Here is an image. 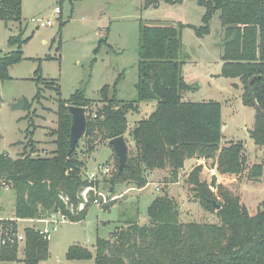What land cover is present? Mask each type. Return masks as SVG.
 <instances>
[{
	"label": "trees",
	"instance_id": "16d2710c",
	"mask_svg": "<svg viewBox=\"0 0 264 264\" xmlns=\"http://www.w3.org/2000/svg\"><path fill=\"white\" fill-rule=\"evenodd\" d=\"M158 2L151 0L150 3ZM198 2L206 9L204 24L197 28L199 35L209 32L213 15L220 11L221 74L240 78L244 104L255 108L253 91L264 109V78L256 79L252 90L249 86L252 76H264V0ZM22 5L23 0H0V20L20 21ZM183 28L181 23H141L138 93L134 100H120L117 84L112 89L106 85L101 90L103 105L93 107V100L83 90L64 99L60 85L51 81L48 86L55 83L59 95L56 149L51 155L37 157L15 158L9 153H0V191L6 187L14 191L16 219L38 218L58 211L66 213L71 221L84 219L95 204L96 182L84 174L86 160L78 151L83 137L76 149L68 152L72 126L69 107L81 105L87 108L89 129L84 136L83 153L90 154L99 144L121 135L127 142L129 139L134 142V149L128 147L127 166L122 172L116 155L118 164L113 185L128 183L144 188L149 183V175L158 169H169L172 175L169 182H177L188 160L202 159L204 162L196 164L188 174L187 183L203 208L217 215L218 222L182 221L181 206L167 187L149 205L147 223L141 224L136 218L126 220L110 238L97 239L95 252L72 245L67 252L71 260L93 258L96 264H264V205L256 214H251L240 195L218 182L216 173H212L210 181L202 178L209 160L214 161L209 169L212 172L216 169L221 174L241 176L246 170L247 157L243 141L222 145L225 123L220 101L185 99L184 94L192 85L182 70ZM29 39L23 38V33L13 35L9 44L15 49L8 53L0 51V82L11 78L10 67L24 59L23 45ZM39 70L38 84L42 82ZM40 91L41 88L36 98ZM143 101L155 102L156 108L130 127L128 115L138 112ZM255 120L250 136L257 145L264 146V114L257 109ZM248 174L259 180L264 174V160L254 164ZM214 200L221 205L219 210ZM12 222H4L0 258L22 260L25 264L46 260L50 255L49 240L35 227H26L24 243H11L9 239L17 240L18 233L16 223Z\"/></svg>",
	"mask_w": 264,
	"mask_h": 264
},
{
	"label": "rangeland",
	"instance_id": "374dc122",
	"mask_svg": "<svg viewBox=\"0 0 264 264\" xmlns=\"http://www.w3.org/2000/svg\"><path fill=\"white\" fill-rule=\"evenodd\" d=\"M23 0L20 21L0 20V51L8 53L15 49L9 44L13 35L23 33L30 38L23 45L24 59L9 69L11 78L0 82V153L12 157L23 155H51L56 149L58 128V91L62 98L69 99L77 90H83L93 100V107L102 106L101 90L106 85L111 89L117 84L120 100L137 98L136 83L139 77V35L142 22L183 24L182 70L186 81L192 85L184 95L186 100L214 99L222 103L225 123L222 145L243 141L247 157L246 170L241 175L221 174L209 170L214 161L209 160L202 173L208 181L212 173L218 182L241 196L251 214H256L264 205V174L259 180L249 176L254 164L264 160V146H259L250 136L255 124L256 109L245 105L240 78H228L221 74L223 67L220 11L211 21L208 33L199 35L197 28L203 26L206 9L198 0ZM153 2V1H152ZM57 7L60 11L57 12ZM52 20L50 26L42 22ZM42 82L38 84L37 70ZM41 88L39 97L36 95ZM25 99L27 108L14 110L12 104ZM156 103L141 102L138 112L129 113L130 127L137 120L148 117ZM128 147L134 149L129 139ZM85 138L79 142L78 151L86 160L84 174L97 171L102 164L111 166V173L99 175L94 195L99 202L93 203L81 221L67 220L49 240L50 255L40 264H96L95 259L71 260L67 252L72 245H81L92 252L98 238H110L117 226L129 219L141 224L149 221L148 207L154 198L169 187L170 170L158 169L144 188L128 183L113 185L118 164L114 149L107 142L99 144L94 152L83 153ZM199 164V163H198ZM195 165H193L194 167ZM192 167V168H193ZM186 170L174 183L173 196L181 206L184 222H218L215 213L203 208L200 199L187 183ZM153 178V179H152ZM114 186V191L112 188ZM160 188V189H159ZM216 189V188H215ZM171 191V189H170ZM101 193V194H100ZM105 194L104 198L102 194ZM109 195H111L109 197ZM16 196L10 187L0 191V251L4 222H12ZM102 203H109L105 208ZM43 217V216H42ZM18 232L24 234L29 222L13 219ZM2 222V223H1ZM7 236H10L7 235ZM7 241V240H6ZM8 242V241H7ZM11 243L17 242L15 239ZM19 242V241H18ZM19 242V244H23ZM22 250V249H21ZM20 250V256L22 251ZM0 264H25L24 261H3Z\"/></svg>",
	"mask_w": 264,
	"mask_h": 264
},
{
	"label": "water",
	"instance_id": "95a60500",
	"mask_svg": "<svg viewBox=\"0 0 264 264\" xmlns=\"http://www.w3.org/2000/svg\"><path fill=\"white\" fill-rule=\"evenodd\" d=\"M258 78H264L263 75H254L249 80V86L252 90V85L254 81ZM252 97L254 101L255 108L259 110L262 114H264V109L258 102L254 92L252 91ZM27 102L25 99H21L12 104V108L14 110L25 109ZM70 112L72 114V126L70 133V147L68 152L72 153L76 147L77 143L80 141L82 137L89 133L88 129V113L87 108L81 105H70ZM225 128V125H224ZM108 145L113 147L116 155L119 158V172H122L123 169L127 166L128 161V144L123 135L111 138L108 142ZM217 210L221 208V205L217 203V201H213Z\"/></svg>",
	"mask_w": 264,
	"mask_h": 264
},
{
	"label": "built area",
	"instance_id": "2783aa9c",
	"mask_svg": "<svg viewBox=\"0 0 264 264\" xmlns=\"http://www.w3.org/2000/svg\"><path fill=\"white\" fill-rule=\"evenodd\" d=\"M56 11L59 12L60 8L57 7ZM52 24H53L52 20L42 22L43 26H50ZM111 171H112V169H111V166L109 164H102L99 166L97 171H92L91 173H89L88 177L90 180H95L98 178V176L100 174L101 175H107V174L111 173ZM87 191H88V189H86V191L83 192V195L85 198L87 197ZM102 196L104 198H107V196L105 197L104 193L102 194ZM110 196L111 195H109V197ZM95 201L99 202L98 199H96ZM17 220L19 222L23 221V222L31 223L30 227H35L37 230H39V232L43 235V237L45 239L50 240L52 232L53 233L56 232L59 229L61 224L65 223L67 220H70V217L66 213L58 211V212H54V213H51V214L43 216V217L41 216L38 218L17 219ZM16 238H17V241L23 242L25 240V235L18 232L16 234ZM11 239L12 238H10L9 240H11Z\"/></svg>",
	"mask_w": 264,
	"mask_h": 264
},
{
	"label": "crops",
	"instance_id": "0c3cea01",
	"mask_svg": "<svg viewBox=\"0 0 264 264\" xmlns=\"http://www.w3.org/2000/svg\"><path fill=\"white\" fill-rule=\"evenodd\" d=\"M132 127V126H131ZM226 128V127H225ZM224 128V129H225ZM204 161L202 160V159H196V158H193V159H190V160H188L187 161V163H186V166H185V168H187L186 170L188 171V170H190L192 167H193V165H196V164H198V163H203ZM169 170V169H168ZM185 170V171H186ZM157 172H158V170H155L154 172H152L150 175H149V182H150V179H151V177L150 176H152V177H154V176H156L157 175ZM184 172V170L183 171H181L180 172V176H179V178H181V175H182V173ZM213 172H214V170H213ZM158 175H159V172H158ZM153 179V178H152ZM176 183V182H175ZM174 183H170L169 184V187H168V189L170 190L171 189V191H170V193L173 195V190H174ZM14 213H13V215L12 216H10V218L11 219H16L15 218V208H14V211H13ZM21 222H23V221H21Z\"/></svg>",
	"mask_w": 264,
	"mask_h": 264
}]
</instances>
